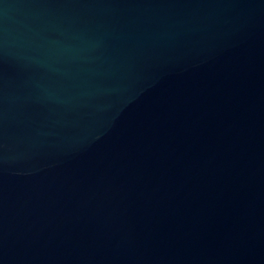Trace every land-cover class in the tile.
Listing matches in <instances>:
<instances>
[{
    "label": "water",
    "instance_id": "obj_1",
    "mask_svg": "<svg viewBox=\"0 0 264 264\" xmlns=\"http://www.w3.org/2000/svg\"><path fill=\"white\" fill-rule=\"evenodd\" d=\"M0 264H264V0H0Z\"/></svg>",
    "mask_w": 264,
    "mask_h": 264
}]
</instances>
